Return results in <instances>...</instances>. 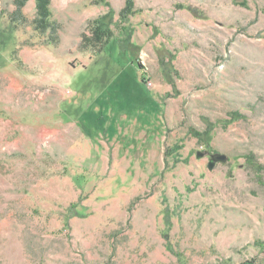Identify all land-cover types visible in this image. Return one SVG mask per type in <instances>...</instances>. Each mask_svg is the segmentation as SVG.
Here are the masks:
<instances>
[{
    "label": "rangeland",
    "instance_id": "obj_1",
    "mask_svg": "<svg viewBox=\"0 0 264 264\" xmlns=\"http://www.w3.org/2000/svg\"><path fill=\"white\" fill-rule=\"evenodd\" d=\"M126 2L0 0V264H264V0Z\"/></svg>",
    "mask_w": 264,
    "mask_h": 264
},
{
    "label": "trees",
    "instance_id": "obj_2",
    "mask_svg": "<svg viewBox=\"0 0 264 264\" xmlns=\"http://www.w3.org/2000/svg\"><path fill=\"white\" fill-rule=\"evenodd\" d=\"M23 1L24 0H15V5H16L17 9H21V7L23 5ZM34 1H35L36 13H35V17L33 18L32 22H33L35 29H37L39 31H41V30L43 31L45 29H48V27H52V24L50 23V15H51L50 0H34ZM106 4L108 5L107 12L100 15L99 17H97L96 19H94L92 21L91 31H92V36H94L96 39L100 40L104 37L106 39V41H108V40L112 39L111 37L114 36V32L111 29V24L113 23V20H114L115 11L110 6V4L108 2H106ZM133 6H134L133 0H127L126 7L118 13L122 21H126L128 19L129 15L133 12ZM19 11L15 12L16 15L20 13ZM125 29L126 28H123V27L121 28L122 31H124ZM131 31L132 30L129 29L126 32L125 40H126V42L131 44L132 47L137 48L136 44L130 40L131 34H132ZM122 41H123L122 39H118L116 41V43L118 45H120V43ZM53 42H51V43H53ZM122 52L125 55L128 54L127 49H123ZM169 55H171V54H169ZM126 69H127V72L130 73V75H131V73H133L132 78L135 82L137 80L142 81V80L146 79L145 72H141V74L139 76L136 73V70L143 69V67L139 63L138 57H135V56L130 57ZM162 73L164 75V78H166L171 84H173L172 79L168 78V75L166 74V71L163 68H162ZM192 133L194 134V136L198 137V139L201 141H206V139H207V137H205L206 132L200 133V132L194 131ZM246 157H247L246 158L247 164L250 167H252L255 171H260L262 169L263 166L255 160L254 155L248 154ZM166 217H168V215H166ZM177 256H179V254H177ZM243 264H246V263H243Z\"/></svg>",
    "mask_w": 264,
    "mask_h": 264
},
{
    "label": "water",
    "instance_id": "obj_3",
    "mask_svg": "<svg viewBox=\"0 0 264 264\" xmlns=\"http://www.w3.org/2000/svg\"><path fill=\"white\" fill-rule=\"evenodd\" d=\"M203 152H197V157H202L203 156ZM228 159V156L224 153H211L210 154V158L208 161V168L212 169L214 167V165L216 164V162H224Z\"/></svg>",
    "mask_w": 264,
    "mask_h": 264
},
{
    "label": "flooded vegetation",
    "instance_id": "obj_4",
    "mask_svg": "<svg viewBox=\"0 0 264 264\" xmlns=\"http://www.w3.org/2000/svg\"><path fill=\"white\" fill-rule=\"evenodd\" d=\"M210 154H211V153L208 154V157H210Z\"/></svg>",
    "mask_w": 264,
    "mask_h": 264
}]
</instances>
